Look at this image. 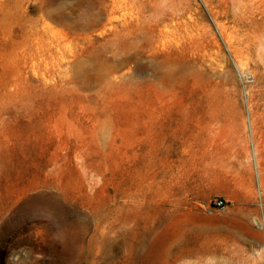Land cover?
<instances>
[{
	"label": "rangeland",
	"instance_id": "obj_1",
	"mask_svg": "<svg viewBox=\"0 0 264 264\" xmlns=\"http://www.w3.org/2000/svg\"><path fill=\"white\" fill-rule=\"evenodd\" d=\"M248 114L264 152V0H0V264H214Z\"/></svg>",
	"mask_w": 264,
	"mask_h": 264
},
{
	"label": "bare ground",
	"instance_id": "obj_2",
	"mask_svg": "<svg viewBox=\"0 0 264 264\" xmlns=\"http://www.w3.org/2000/svg\"><path fill=\"white\" fill-rule=\"evenodd\" d=\"M249 114L245 120L247 137H240L239 140L241 144L248 141L250 143V158L258 186H260L264 183V168H260L258 162L264 152H262L263 145L260 148L261 139L257 135L255 136L254 132H258L261 124L259 119L252 120ZM242 215L243 227L232 233V238L229 241V245H232L233 248L227 250V243L218 245L212 251L214 264H259V262L264 264V210L262 209L260 215H252L250 211H246ZM173 243H164L161 250L164 258L163 264H174L178 260H182L181 264H192L193 258L201 252L189 235L179 240L176 245Z\"/></svg>",
	"mask_w": 264,
	"mask_h": 264
},
{
	"label": "built area",
	"instance_id": "obj_3",
	"mask_svg": "<svg viewBox=\"0 0 264 264\" xmlns=\"http://www.w3.org/2000/svg\"><path fill=\"white\" fill-rule=\"evenodd\" d=\"M216 206L219 208H222V207H224V204L222 203V201L219 200L216 202Z\"/></svg>",
	"mask_w": 264,
	"mask_h": 264
},
{
	"label": "crops",
	"instance_id": "obj_4",
	"mask_svg": "<svg viewBox=\"0 0 264 264\" xmlns=\"http://www.w3.org/2000/svg\"><path fill=\"white\" fill-rule=\"evenodd\" d=\"M199 97V96H198ZM203 97V96H202ZM205 97H208V99L207 98H205V99H207V100H209L210 99V97L211 96H205ZM224 97H228L227 95L226 96H224ZM204 99V98H203ZM236 138L238 139V137L236 136ZM238 141H239V143H240V140L238 139ZM241 144V143H240ZM241 165V164H240Z\"/></svg>",
	"mask_w": 264,
	"mask_h": 264
}]
</instances>
